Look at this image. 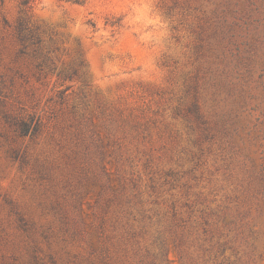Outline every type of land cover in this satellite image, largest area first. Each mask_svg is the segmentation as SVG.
<instances>
[{
	"label": "rangeland",
	"instance_id": "374dc122",
	"mask_svg": "<svg viewBox=\"0 0 264 264\" xmlns=\"http://www.w3.org/2000/svg\"><path fill=\"white\" fill-rule=\"evenodd\" d=\"M0 264H264V0H0Z\"/></svg>",
	"mask_w": 264,
	"mask_h": 264
},
{
	"label": "trees",
	"instance_id": "16d2710c",
	"mask_svg": "<svg viewBox=\"0 0 264 264\" xmlns=\"http://www.w3.org/2000/svg\"><path fill=\"white\" fill-rule=\"evenodd\" d=\"M57 1L66 2V3H72V4H82L83 3V0H57ZM19 31H21V28H20ZM23 39L24 38L21 36L20 40H23Z\"/></svg>",
	"mask_w": 264,
	"mask_h": 264
}]
</instances>
